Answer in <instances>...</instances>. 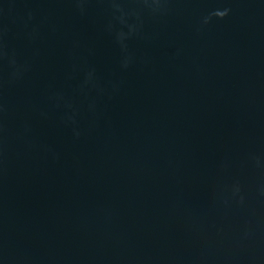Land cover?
<instances>
[{"label": "water", "instance_id": "obj_1", "mask_svg": "<svg viewBox=\"0 0 264 264\" xmlns=\"http://www.w3.org/2000/svg\"><path fill=\"white\" fill-rule=\"evenodd\" d=\"M0 264H264V0H0Z\"/></svg>", "mask_w": 264, "mask_h": 264}]
</instances>
